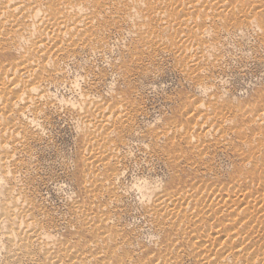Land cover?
Listing matches in <instances>:
<instances>
[{
    "label": "rangeland",
    "instance_id": "374dc122",
    "mask_svg": "<svg viewBox=\"0 0 264 264\" xmlns=\"http://www.w3.org/2000/svg\"><path fill=\"white\" fill-rule=\"evenodd\" d=\"M229 1L231 2L232 0H229ZM261 1H264V0H257L256 2H258V3H256V5L257 6L259 5V7L262 6L261 7L262 9L256 8L257 6L255 4H253V6H252V7H254L255 10L257 9V11H255L254 9L252 10V7L249 6V5H252L251 2H249L246 5L248 9L246 8V6H245L246 10L244 9V7H242L243 10L247 13V14L244 13L246 16L243 14L244 11L241 10L242 8L239 7V8H236L237 9L236 10L233 8L231 9V7L228 6L229 8H227V16L229 17V19H227L226 18L227 16L225 15L222 17V20L224 22L222 20H218V21L214 22L215 23V25H214V23H212L210 21L208 25L212 24L213 27L210 26L212 30L213 29L214 30L219 29L220 28L219 25H221V28H222L224 26H227L226 23L229 24L228 22H230V21H232L231 22L232 24H234L235 21H236V23L243 22V21H245L244 17H247V16L249 17V16L253 15L254 13L256 14V12H257V14L255 15V18L257 20L254 18V15L251 16L255 19L254 20V21H256L255 24H258V23L260 24L261 22L264 23V8H263L264 2H261ZM260 4H262V5H260ZM248 6L250 7V9L252 11H250ZM119 8L120 7L117 8L119 10V11L117 10V12L115 11V8L113 6L110 8L108 7L107 9L104 8L100 18L97 19V21L96 20L94 21L95 22L94 27L95 28L97 27L96 30L98 32H99V29L101 28L100 37H103V38L99 37V39H100V41H99L100 45H98L99 47L93 48V49L88 48V49H85V51H84L83 49H79V50L72 49L73 47L71 46L72 47L71 48L70 45L67 44L68 46L65 45L67 51H66V53H64L66 55L65 56L63 55V57H61V56L57 57L56 64H54V66L53 65L47 66L49 68V70L46 67V70L44 71V74H43L45 76H46V74L47 75L49 74L47 76V78H49V79L43 81L44 84L47 82L46 85L41 83L42 86L38 85L37 90H34V93L37 95H40L42 93L40 95L42 100H40V106H39L40 112L41 111L42 112L40 113L41 115H39L40 117L37 119L38 121L37 120L36 121L30 120V119H32V116H33L32 115L33 114L32 109H30V110L25 109V112L22 114L20 119L19 118H17L18 120L16 119V122L17 123L19 122V124H21V125L23 124L22 126L25 127V129L23 127V130L21 131L22 133H20V134H22V136H24L26 138V139L24 138V142L25 141L26 142L25 143L20 142L21 145H20V143H18L19 144L18 145L15 141L8 144L9 145L8 151L10 150L9 154L12 156H15V157H11V158L9 157L10 159L8 158V156H6L8 154H6L5 152H2L0 150V153L5 155L4 157L8 158L7 159L8 164H7L4 161L5 160L4 157L1 156V154H0V156L2 157V158L0 157V160L2 159V162L0 161L1 162L0 167L2 168V169H0V179H2V180H0V181L5 182V183L3 182L2 184L0 183V198H1L0 203H2V202L4 203L6 201V199L9 198L11 195L17 196L19 199L24 198L26 201L30 200L28 203H31L30 205L32 207H35V209L32 208L33 212H31V213H33V214L35 213V214L32 216V214L30 213V216L33 218V220L35 219L34 217H36L35 221L37 222V224L39 226L42 227V231H43L42 232V236H43L42 239L44 240L43 241L41 239V241H39V242L32 243L34 246L32 244H30L26 249V252L29 250L28 251V257L17 259L15 257H12L13 255L8 252V247H6V246H8V243L6 242L5 237L1 236L2 234H0V262L2 264H46L48 261L47 260L48 259V257H47L48 253H46V250L48 248H52L55 246V245H53L54 244L53 242L56 241L55 244L58 242L60 243V241L62 243L67 242V244L74 245V246L76 245V243L78 244L79 242H77V240H81V239L83 240L82 236L87 237V234L83 233V230H81L82 224L87 218L85 215L83 216V214L80 213L81 209L86 211L90 215H97V216L101 217L102 214H105V216L103 215L104 217L108 216L110 222L109 221L107 222V226L108 227L111 226V228H112L111 230L114 231L115 235H116L114 238L116 243L113 242L115 244V247H113V249H115L117 254H121L122 258L125 260V263H129L128 262V261H130L129 259H132V258H133L132 264L137 263V262L148 263V261H151L150 263H152V264H155L156 262L161 263L162 261L166 260L169 256L170 251L167 252L165 247H166V242H168L167 239L170 237L171 232L169 231V229H170L169 225H168L169 223L163 224L162 223V220H163L162 217H159V219H157L158 217L153 215L156 218L155 219L152 216V214L150 213L151 212L150 204H152V202H153L152 199H153L154 193H155V191H157V189L164 190L163 189L164 187L166 188V187H170L172 185L186 186L187 188H190L191 186L197 187V185L200 187H204V188L206 186V188L213 189L212 191H215V190L219 191L221 193V195H223V196H224V194H227L228 196L225 195L226 198H231L233 196L235 197V196H237V194L239 195V197L241 196L240 198H242V194L248 193L249 190L250 191L259 190L261 193H263V191H264V189H263L264 188V180H262V179H264V177H263V175H264V163H263L264 160L261 158H258V159L254 158L255 156H258L256 154H259L260 151H261L262 155L264 154V147H263V145H264V142H263L264 141V134L262 135V132L264 130V122H263L264 115H262L260 117V120L257 123L252 120L254 118V116L257 115V113H263V111H264V110H262V109H264V43H263L264 42V33L262 32L264 28L262 29V28L258 27L254 30V28L250 29L249 27H247V28L245 27L246 28L245 29L243 27V28H241L242 30H240L238 32L223 35L224 37L222 36V38H220V40L218 41L219 43L217 42L218 45H216L217 49H216L215 53H217V54H215L213 51L215 56L214 57H213V55L211 56L213 58V59L212 58L210 59L212 61V62L210 61L212 64H210L209 60L203 61L202 62L203 64L201 63L202 64L201 68L199 67L202 72L199 71L200 70L199 68H196L195 69L196 71L193 70V71H195L193 73V71L190 70L188 65H186V61L184 59L178 57V55L175 51V48H173V45H171V47L169 45L165 48H160L158 46L159 47L158 48L157 44H154L153 42L151 43L148 40L145 42L144 37L137 35V33H133L134 27L131 25L132 23H129L126 21L124 22V19L126 18L125 17L126 14H125V12H122L124 10H121ZM110 9H113V10H110ZM229 9H230V11H228ZM233 10L238 12V13H236V16H233V14H235L234 13L235 11H233ZM107 11H109V12H107ZM239 11H241V12L243 11L242 13L240 12L241 13L240 16H239ZM118 12H120V13H118ZM117 14H119L118 16L120 18L117 16ZM248 14H250V15H248ZM237 15H238V17H237ZM114 16H116L117 18ZM241 16L243 17V19H241ZM111 17L113 19H111ZM115 18L118 21L114 20ZM232 18L233 19L239 18L241 21L239 20L237 22L238 19L237 20L235 19V21H233ZM106 19L107 20L111 19V20L107 21ZM99 20H101V21H99ZM120 20H121V23H120ZM102 21L103 22L105 21V22L103 23ZM220 21L222 24L219 23ZM257 21H259V22L257 23ZM98 22L102 26L98 25ZM109 22H110V24H108ZM117 22H119V23H117ZM122 22L124 24H122ZM223 23H225V24H223ZM118 24H119V26H118ZM110 25H112V26H110ZM157 25L158 24L154 23L153 24L154 27L150 28L151 31H149V33L150 34H156L158 36L160 42H162V41L163 42L166 41L165 43H167L168 41L174 42V44H176V45H174V47H176V49H177L178 43L180 44V42L178 41L179 39L175 35H173L174 34L173 32H170V33L166 32L167 34L166 33H163V34L160 33V35H159L158 31H156V33H155L156 28L158 30ZM125 26H128L129 28L127 29ZM218 26H219V28H218ZM106 27L109 30H106L107 29ZM115 27H116V29H115ZM129 29L130 30L132 29V31H130ZM89 32L91 33V29L89 30ZM104 32H105V34H104ZM130 32H131V34H130ZM261 33L263 34V37H261L262 36ZM133 34H136L138 38L135 35L132 36ZM167 35L170 37H168ZM171 35H172V38H174V39L171 38ZM69 37H70L69 35H68V37L66 35V37H65L66 43H68V40H66V39H69ZM104 38L107 39V42L105 41ZM141 38H143L144 41ZM175 38H177L178 40ZM103 39L105 42L103 41ZM134 39L136 41L138 39V41H141V43L138 41L136 42ZM169 39H171V40H169ZM175 40L178 42H176ZM102 42H104L103 43L104 45L102 44ZM5 43H7V44H5ZM135 43H137V44H135ZM146 43H147V45H145ZM105 44H107V45H105ZM101 45H103V47H101ZM138 45H140V46H138ZM150 45H152L153 47H151ZM0 46H2V47L8 46L7 48H9V49L12 48L11 51L8 50L7 48H5V49H7L6 50L7 57L3 58V59H5V60H3V62L4 61L7 62L6 60L9 61L11 59L18 58L20 55H24V54L26 55V54H28V51H29V49L26 48V46H27L26 44H24L22 46L23 49L21 48V51L20 50H14L12 45L10 46L8 41L6 42V40L4 42L0 41ZM141 46L143 49L141 48V51H140ZM67 47L69 49H67ZM155 47L157 48V50ZM135 48L136 49L139 48V52L136 53ZM151 48H153V49H151ZM154 48H155V50H154ZM218 48H219V50H218ZM89 49L92 51H90ZM159 49H160V51H158ZM132 50H134V51H132ZM172 50H174V51H172ZM218 51H219V56H218ZM25 52H27V53H25ZM77 52H79V53H77ZM131 52H132V54H131ZM71 53L74 55H71ZM174 53H176V54H174ZM141 54H143V55H141ZM68 55H69V58H67ZM184 64L187 67L183 66ZM207 64H208V66H207ZM214 64L215 65L217 64V66H216L217 68H215ZM55 65L56 66L58 65L57 68ZM211 65H214V66H211ZM203 66L205 67L204 68L205 70L203 69L205 72L202 70ZM54 69L57 72H54L55 71ZM187 69H189L190 74L187 72L188 71ZM48 71H49V73H48ZM59 71H61V73ZM191 71H192V73H191ZM53 72L57 73V74L55 75ZM144 72H146V73H144ZM187 73L189 74L190 77L188 76ZM192 74H193V76H192ZM203 74H205V75H203ZM57 76H58V78H57ZM50 77H51V79H50ZM55 78L58 80V82H57V80H55ZM196 78H198L199 80L197 81ZM48 83H51V84H48ZM203 84L205 86H203ZM40 87L41 88L43 87V88L41 89ZM205 87H207L206 90H205ZM44 89L48 90V91H46L47 94H45L46 92L44 91ZM39 90H41V91L39 92ZM35 91H37V93ZM211 92H212V94L215 93L216 95L214 94L213 96H211L212 95ZM43 94H45L44 97L47 96V98L49 100L46 97H45V99H47V100H45L43 97ZM204 94H206V95H204ZM89 95H91V97ZM117 95H119V96H117ZM217 96L218 97L221 96V97L218 98ZM82 97L84 99H89V100L92 99L93 101L97 102L98 104L100 102V104L102 106L103 105L104 106L111 105L112 107L107 106L110 109H114L115 106L117 107V106L124 105L127 108L126 109L127 115H130V118L132 117L131 121L129 120L128 123L126 122L127 124H125V127L128 126L129 129L127 127L121 128V129L117 128L116 129L117 132H115V127L113 128V126H114L113 125L111 130H108V129H104V130L101 129L100 130L99 129V131L97 130L98 132L95 133L96 130L93 128V126L85 123L84 117L81 116L83 113L86 112V108H87V105L84 102V99H82ZM118 97L119 98L122 97V99H118ZM97 99L100 101H98ZM212 99H213V101H212ZM216 99L219 103L221 102V100H223L222 102H224V103L221 102V104L219 105L218 102L216 101ZM123 100H125V102H123ZM126 100L128 103L126 102ZM120 101H122V102H120ZM195 101L197 103H195ZM42 102H43V104H41ZM45 102L46 103L50 102V103L46 104ZM206 102L207 103L209 102L208 106H207ZM254 102H255V104H254ZM123 103H125V104H123ZM246 103H248V105ZM78 104H80V105H78ZM196 104L197 105L198 104H202V105L206 104V105H204L206 107L205 108L203 107L204 111H206V112L207 111L213 112L217 106V108H216L217 114L218 113L224 114V116H227L229 118L230 122H229L228 126H230V127H228V128L226 127L227 131L225 129V131L227 133H229V134H226L227 135L226 136L227 140H225L226 143L220 138H219L220 139L219 140L218 139L219 136H217V135L214 136L213 134H211V135H208L209 137L205 136V138H207V139L204 140L205 142L203 141V143H200L201 146L198 144V146H196V148H194L193 147L194 143H198L197 139L200 137L193 136L191 139H189L184 134V132L181 130H179L180 132H176V133H174V130L171 132V130H172V129H170L171 126H174L177 124L180 128L183 127L182 128V130H183L186 128L185 126L187 125V122H189V121L192 122V120H194V118H196V115L199 113H196V112L194 113V110H191L192 108L197 106ZM214 104H215V106H214ZM244 104H245V106H244ZM250 104H254V106L250 105ZM190 105H191V107H190ZM210 105H212L211 108L213 111H211ZM70 106H72V107H70ZM218 106H220V107H218ZM223 106H224V108H223ZM239 106L241 109H242V107H245V110H247V109L248 110L245 111L244 108H243V110H241V109L238 110ZM248 106H251V107H248ZM43 107H46V108H44V110H43ZM73 107H75V108L80 107L79 109L82 108L83 112H82V110L81 111L78 110V108L76 109L78 111L77 112L76 110H74ZM246 107H247V109H246ZM132 108H133V110H132ZM183 108H185V109L183 110ZM189 108H190V110H189ZM69 109H71V110L73 109V110L71 111ZM222 109H224L225 111ZM253 109H254V112H252ZM258 109L259 110L261 109L260 111H262V112H259ZM132 111H134V112H132ZM229 111H230V113L228 114ZM248 111L250 112V114ZM43 112L45 114H43ZM186 112L187 113L189 112V114H186ZM225 112H227V113H225ZM231 112H233V113H231ZM244 112L246 115L244 114ZM251 112L253 114H251ZM77 113L78 114L81 113V115L80 114L78 115ZM234 113H238L240 115H237V114L234 115ZM29 114H30L31 118H30V116H28ZM42 114H43V117H41ZM193 114L194 115L196 114V115L194 116ZM200 114H199V116H200ZM226 114H228V115H226ZM250 115H252L253 117H251ZM262 117H263V119H261ZM243 118H245V119H243ZM23 119H24V121H23ZM20 121L21 122L23 121V123H21ZM28 121L29 122L31 121L30 122L31 124ZM181 121L183 123H181ZM252 121H253V124H252ZM32 122L33 123L35 122L36 124L32 125ZM237 122H238V124H236ZM43 123H44V125H43ZM232 123H233V125H232ZM28 124H30V125L28 126ZM31 125H32V127H31ZM166 125H167V127H165ZM163 126L165 128H168V129H165ZM243 126H245V127H243ZM232 127L234 128V130L236 128L237 131L236 130H235L236 132L233 131ZM259 127H261V128H259ZM246 128H247V130H246ZM230 129H232V130L230 131ZM241 129H242V131H240ZM155 130H157V131H155ZM254 130H255V132H254ZM257 130L258 131L260 130L259 131L260 134ZM89 131H91V132H89ZM126 131H130V132L128 133ZM252 131H253V133H252ZM26 132L30 133V134L26 135ZM92 132H94V133H92ZM107 132L108 133L110 132L109 134L111 136ZM118 132H119V134L121 132H123L121 134H123V135L125 134V137L121 134L119 137V135H117ZM150 132L153 135L150 134ZM154 132L156 135L154 134ZM169 132H171V133L169 134ZM112 133H113V135H112ZM130 133H131V135H129ZM160 133H162V134L160 135ZM231 133H233V134H231ZM23 134H25V135H23ZM37 134H38V137H36ZM107 134H108V136H107ZM157 134L160 135L159 139L157 138L158 137ZM253 134H255V135H253ZM95 135H97V137L102 136L105 138L107 136V137H109V140L112 141V145H114V146H110V147H114V148H110V149H114V151H113L114 158H113V156H110L108 158V161L110 160V163L111 164L113 163L112 165L115 167V169H117L121 173V174L119 173L118 176L115 175V173H114L115 170H112L111 168H110L111 170L109 169L107 171L102 166L92 167L91 165L88 166L87 164L82 163L83 156L85 155V157H86L87 156L86 153L89 154V152H90V150L88 149L90 147H88V145H87L89 140H90V137L95 136ZM126 135L127 136L129 135L130 137L128 136L129 137L128 138V137H126ZM154 135L156 136L155 137L156 140L154 139ZM166 135H168V136H166ZM22 136L20 135L19 137H22ZM122 136L124 137V139ZM161 136H162V138H161ZM210 136L213 138H211ZM243 136H244V138H243ZM255 136L260 138V141H256V140L254 141L253 139L255 138ZM28 137H29V139L27 140ZM230 137H231V139H230ZM238 137H240V138H238ZM31 138L32 139L35 138V139H33L34 141ZM117 138H118V140H115ZM125 138H126V140H125ZM175 138H176V140H175ZM178 138H180V139H178ZM152 139H153V141H152ZM187 139H188V142H187ZM248 139L249 140L252 139L251 141L252 142L254 141V142L251 143V141H248ZM261 139H263V140H261ZM121 140L125 143L123 144V142ZM164 140L166 141V143ZM190 140H191V142H189ZM211 140L213 143L211 142ZM230 140H231V142H230ZM244 140L245 141L247 140V142L251 143L250 148H249V146H247V144H245L246 142H244ZM114 141H116V142H114ZM207 141L209 142V144L207 143ZM219 141H220V144H218ZM221 141H223V142L221 143ZM117 143H118V145H117ZM187 143H189V147L187 146L188 145ZM259 143H261V144H259ZM183 144H185V146ZM205 144H207V145H205ZM211 144H213V145H211ZM214 144H216V145H214ZM228 144L230 146H228ZM253 144L255 146H252ZM13 145L15 147H13ZM22 145H24V147L25 146L26 147L24 148ZM203 145H204V148H203ZM231 145H232V148H231ZM259 145H261L263 148ZM10 146H11V148L9 149ZM123 146H125V148ZM211 146L213 147V149H211L212 148ZM237 146H238V148H237ZM254 147L257 150H259V153ZM215 148L218 150L216 151ZM246 148L247 149L249 148V149L247 150ZM253 148H254V150H253ZM12 149H15V150H12ZM239 149H242L243 151H241ZM185 150H186L188 155L185 153ZM191 150H193V151H191ZM200 150H201V152H200ZM174 151H177V154ZM178 151L181 154H179ZM182 151L185 154V156H184V154H182ZM164 152L166 154H164ZM202 152H203V156L206 158L202 157ZM239 152H241V153H239ZM250 152L251 153L253 152L252 154L254 157L252 156V154ZM15 153H16V155H15ZM22 153H24V154H22ZM118 153H120V155ZM193 153H195V154L192 155ZM166 155H167V157H166ZM180 155L181 156L183 155V156L180 157ZM249 156L250 157L252 156L254 161L249 162L248 161V159L250 158ZM168 157L171 160H169ZM179 157H180V159H179ZM12 158L13 159L16 158V159L13 161ZM118 158H119V161H117ZM202 158H203V160H202ZM18 159H19V161H17ZM165 159H167V160H165ZM246 159L248 162L245 161ZM259 159L261 160V162ZM197 160H199V161H197ZM239 160L241 163L239 162ZM257 160H259V161H257ZM15 161H17L16 164H15ZM195 161H197L196 166L193 165V164H195ZM3 162H5L4 165L5 164L8 165L7 168L9 167V163H10V165H11L10 167H12L13 170L10 167L8 169H6L7 171L3 170L4 169L2 167V166H4ZM116 162H118V163H116ZM190 162H192V163H190ZM244 162H246L247 164ZM254 162L256 164L258 163L257 164L258 166L255 165ZM13 163H14V165H12ZM237 163L240 165H238ZM25 165H26V168H25ZM86 165H87V167H86ZM244 165L246 167L247 166L248 167L246 168V167H244ZM262 165H263V167H262ZM189 166H192V167L194 166V167L189 168ZM255 166H257V167H255ZM15 167H16V169H15ZM102 168H103V170H102ZM199 168H201V169H199ZM205 168H207V170ZM212 168H213V170H212ZM245 168H246V170H245ZM94 170H96V172ZM209 170H211V171H209ZM258 170H259V172H257ZM10 171H12V172H10ZM213 171H214V173H213ZM242 171L244 173H242ZM4 172H5V174L6 173L7 174L5 175ZM83 172L86 174H84ZM89 172H92V173H89ZM99 172L101 174H103V172H104V174H107V175L103 174V176H102ZM97 173H98V175H97ZM93 174H95V175L93 176ZM109 174H111V175H109ZM205 174L207 176H209V178ZM236 174H238V175L236 176ZM258 174H259V178H257ZM96 175L99 178L106 181L105 182L106 188L104 187L106 190L104 189L103 193H102V194L105 193L104 195H102L100 193L101 191H99V193H98V194H100L99 196H97L98 195L97 193L94 196L93 195L94 192L93 191L91 192L92 185H90V183H91V180H93ZM213 175L215 177H213ZM239 175L241 176L239 178L241 181L238 180V178H237V177H239ZM216 176H217V178H216ZM115 177H116V179H115ZM83 178L87 179V180H84ZM109 178H111V179H109ZM251 178H252V180H251ZM212 179H215V180H212ZM235 179H236V182H234ZM201 181H202V183H200ZM251 181H253V182H251ZM262 181H263V185H262ZM207 182H209V183H207ZM259 182H260V184H259ZM111 183H112V186H111ZM230 183H231V185H230ZM241 183H243V184H241ZM108 184H110V185H108ZM233 184H234V186H232ZM2 185H4L5 187ZM87 185H89V186H87ZM255 185H257V186H255ZM261 186H262V188H261L262 190L260 189ZM9 187H11V188H9ZM85 187H86V190H85ZM107 187H109V188H107ZM239 187H240V189L242 188L243 191L238 192ZM250 187H251V189H250ZM8 188L10 189L9 191L7 190ZM115 188L117 191H114ZM4 189H6L7 192H5L6 191L5 190L4 194H3ZM97 189H99V187H97L95 190H97ZM107 189H108V192H106ZM151 189H152V191H151ZM148 190H149V192H148ZM153 190H154V192H153ZM225 190L226 191L228 190V191L226 192ZM18 191H20V192H18ZM151 192L153 195L151 194ZM234 192L235 193L237 192V193L235 194ZM8 195H10V196H8ZM150 195H152V197ZM108 196H111V197L109 198ZM149 196L151 197L150 199H148ZM4 198H6V199H4ZM30 198H33V199H30ZM95 198H97V200ZM105 198H107V199H105ZM115 198H117L116 199L117 201L115 200ZM24 199H22V200H24ZM149 200H150V202H148ZM252 200H254V199H252ZM75 202L77 205L74 204ZM146 202L148 205L145 204ZM255 202L256 201H251V203H255ZM259 204L261 205V203H258L257 205H259ZM1 205H3V204H0V208H1L0 211H2ZM77 206H78V209L75 210V208H77ZM101 207H102V209H101ZM98 208H100V209H98ZM103 208H106V210ZM222 209H224V208H222ZM39 211H41V212H39ZM108 211H110L109 214L111 213L112 215L107 214ZM148 211H150V212L148 213ZM38 212H39V214H38ZM77 212H79L78 215H77ZM94 212H95V214H94ZM109 216H111V217L113 216V217L111 218ZM79 217H80V220H79ZM155 220H157V221L159 220V221L157 222ZM78 222H79V224H78ZM154 222L156 224H154ZM162 224H163V226L165 225L163 229H162ZM73 225H76L78 227L73 226ZM158 225H160L161 228ZM118 226H120V227H118ZM157 226H158V228L155 229V227H157ZM245 226H246V223H244V225L241 228L247 229L248 227L246 226V228H245ZM263 226H264V222H261V224L259 226L257 225V228L255 229V232H253V233H255V235L258 233L256 236L257 237L259 236L258 238H262V241L264 243V231H263L264 228H263ZM225 228L229 230L228 224L225 226ZM78 229H79V231H81V233L78 231ZM220 229H223V227H220ZM226 229H224L225 233L228 231ZM256 230H257V232H256ZM119 231H120V233H119ZM213 231H214V229H213ZM157 234H159V235H157ZM79 236L81 239L79 238ZM124 236H125V238H124ZM71 238H72V240H71ZM46 239H49L51 241L48 242V240H46ZM65 239H67V240H65ZM121 239H122V241H121ZM172 239H173V242H172L173 245H175V244L176 245L171 249V251L175 255L176 250H178L177 254L178 253L179 254L176 255L175 257L169 256L168 259H170L172 261H173V259L174 260L176 259L177 261L176 260L173 261V263H176V264H179V263L181 264L182 261H183L182 264H200L199 256H198V258L194 257V255H192V253H191L192 250H190L191 249L190 244H191V242H193V240L190 242H185V241L180 242L178 240L176 241L174 239V236H172ZM73 240H75V241H73ZM174 241H176V242H174ZM262 241L259 242V239H256V244L253 245L255 247L252 246L250 248L251 250L245 249L244 252L246 251V252L255 253V250H258V247L261 248V250H264L263 249L264 245H263ZM135 243H136V245H134ZM118 244H120L122 247L119 246ZM125 244H128V245H125ZM162 244H163V246H162ZM177 246H178V248H177ZM162 247H164V248H162ZM116 248H118V249L120 248V250H122V251H119ZM253 249H255V250H253ZM41 250H42V252H41ZM165 251H166V253H165ZM188 251H189V254H188ZM29 252H30V254H29ZM137 253L138 254L140 253V254L138 255ZM182 253L183 254L185 253L186 256H184L185 254L183 255ZM128 254H129V257H128ZM149 254H150V256L151 255L152 256L150 257ZM153 254H154V256H153ZM158 256L159 257L162 256L161 258H163V259H160V260L157 259ZM32 257H33V259H31V261H30L29 258H32ZM137 257H138V259H137ZM184 257H185V259H184ZM190 257L193 260H191ZM14 258L16 259V261ZM22 259L25 262H23ZM144 259H146V260L144 261ZM228 259H229V261H228ZM17 260H18V262H17ZM126 260H127V262H126ZM226 260H227V262L226 261L225 262L228 264H231L233 262V259H231L229 257ZM263 260H264V258H263ZM263 260H261L262 263L260 261V264H264ZM31 262H34V263H31Z\"/></svg>",
    "mask_w": 264,
    "mask_h": 264
},
{
    "label": "bare ground",
    "instance_id": "6f19581e",
    "mask_svg": "<svg viewBox=\"0 0 264 264\" xmlns=\"http://www.w3.org/2000/svg\"><path fill=\"white\" fill-rule=\"evenodd\" d=\"M257 0H232L231 2L229 0H0V41H8L9 45L13 47L14 50H20L21 48L23 49V45L26 44V48L29 49L28 54H24V55H20L18 58L15 59H11V60H6L7 62H3V58L7 57L6 54V50H10L7 47H2L0 46V150L2 152H5L6 156H8V158L10 157H15L9 154L10 150L8 151V144H10L11 142H16L17 144L20 142H24V136H22L21 131L23 130V127L21 124H19V122H16V119L22 116V114L25 112V109H32L33 110V116H32V121H36L41 115L40 113V100H42L41 98V94L37 95L34 93V90H37L38 85L42 86L41 83L44 84L43 81L49 79L47 78V75H43L44 71L46 70V67L48 65H53L56 64V59L57 57H63V55L65 56L66 54V46L70 45V47L72 49L75 50H79V49H83L85 51V49L88 48H97L99 47L98 45H100V30L99 32L96 30L97 27H94V21L100 18L104 8H110V7H114L115 11L117 12V8L120 7L119 9L124 10L122 12H125L126 14V18L124 19V22H129L132 23L131 25L134 27L133 29V33H137V35H140L141 37L145 38V42L148 40L151 43L153 42L154 44H157V47L159 46L160 48H165L167 46L173 45V48H175V51L178 55V57L184 59L186 61V65H188V67L190 68V70H195L196 68H201V65L203 64V61H207L209 60V62L211 61L210 59L212 58L211 56L213 55V57L215 56L214 53L216 51V45H218V41L220 40V38H222L223 35L225 34H230V33H234V32H238L240 30H242L241 28H247L249 27L250 29L254 28V30L258 27L260 28H264V23L261 22L260 24L258 23L259 21H257L258 24H255L256 21H254L255 15L254 13V18L251 16H247L244 17L243 22H238L240 19L239 18H235L237 20L238 23H236L235 19H233V21H235L234 24H232L230 22H228L229 24L220 28L218 26L219 29H211L210 26L208 25L209 22L211 21L212 23L218 21V20H222L223 16H227V8L231 7V9H236V8H242L251 2L252 5L249 6H253V4L256 5ZM264 2V1H261ZM262 5V4H260ZM229 6V7H228ZM248 6V7H249ZM257 6V5H256ZM255 6V7H256ZM264 6V4H263ZM104 7V8H103ZM262 6L259 7V5L256 8H261ZM247 8V6H246ZM264 8V7H263ZM248 9V8H247ZM250 9V7H249ZM254 9V7H252V10ZM262 9V8H261ZM113 10V9H110ZM120 10V11H121ZM237 10V9H236ZM239 10V9H238ZM243 10V8L241 9ZM246 10V9H245ZM250 9V11H252ZM255 10V9H254ZM119 11V10H118ZM230 11V9L228 10ZM235 11V10H233ZM244 11V10H243ZM242 11V12H243ZM249 11V10H248ZM257 11V9L255 10ZM254 11V12H255ZM109 12V11H107ZM241 11H239V16ZM105 13V12H104ZM103 13V14H104ZM114 13V12H113ZM120 13V12H118ZM231 13V12H230ZM235 14H233V16H236V13L238 12H234ZM247 14L245 11L243 12V14ZM249 13V12H248ZM229 14V13H228ZM242 14V15H243ZM244 14V15H245ZM119 14H117L118 16ZM250 15V14H248ZM104 16V15H103ZM113 16V15H112ZM246 16V15H245ZM116 17V16H114ZM119 17V16H118ZM232 17V16H231ZM230 17V18H231ZM238 17V15H237ZM257 17V16H256ZM117 18V17H116ZM114 20H117V19ZM120 18V17H119ZM118 18V19H119ZM227 19H229V17H226ZM225 18V19H226ZM258 18V17H257ZM111 19H113L111 17ZM109 19V20H111ZM122 19V18H121ZM224 19V18H223ZM241 19H243V17L241 16ZM107 20V19H106ZM105 20V21H106ZM107 20V21H109ZM257 20V19H256ZM101 21V20H99ZM104 21V22H105ZM118 21V20H117ZM223 21V20H222ZM227 21V20H226ZM241 21V20H240ZM262 21V20H261ZM103 22V21H102ZM103 22V23H104ZM112 22V21H111ZM115 22V21H114ZM224 22V21H223ZM97 23V22H96ZM119 23V22H117ZM121 23V20H120ZM156 23L158 24V30L156 28V31H158L159 35L160 33H166V32H173L177 38L180 44L178 43L177 49L176 47H174V42H160L158 36L156 34H150L149 31H151V27H154L153 24ZM220 24L221 21L219 22ZM223 23V24H225ZM106 24V23H105ZM110 24V22L108 23ZM122 24H124L122 22ZM128 24V23H127ZM98 25L99 24L98 22ZM215 25V23H214ZM102 26V25H101ZM112 26V25H110ZM119 26V24H118ZM223 26V25H222ZM105 27V26H104ZM103 27V28H104ZM127 29L129 28L128 26H125ZM213 27V26H212ZM215 27V26H214ZM107 28V27H106ZM114 28V27H113ZM123 28V27H122ZM217 28V27H216ZM245 28V29H246ZM91 29V33L89 32V30ZM111 29V28H110ZM116 29V27H115ZM150 29V30H149ZM154 29V28H153ZM106 30H109L108 28ZM130 30V29H129ZM132 31V29L130 30ZM260 31V30H259ZM93 32V33H92ZM103 32V31H102ZM264 33V29L262 31ZM105 34V32H104ZM103 34V35H104ZM131 34V32H130ZM167 34V33H166ZM236 34V33H235ZM262 34V33H261ZM68 37V35L70 36L68 40V43H66L65 41V37ZM102 35V36H103ZM136 36V34H133L132 36ZM165 35V34H164ZM170 35V34H169ZM168 36V35H167ZM261 36V35H260ZM170 37V36H168ZM174 37V36H173ZM224 37V36H223ZM263 37V34L262 36ZM103 38V37H100ZM107 38V37H106ZM134 38V37H133ZM138 38V37H137ZM172 38V35H171ZM105 39V38H104ZM103 39V41H104ZM143 40V38H141ZM166 39V38H165ZM174 39V38H172ZM102 40V39H101ZM135 40V39H134ZM171 40V39H169ZM105 41L107 42V39H105ZM104 41V42H105ZM136 41V40H135ZM134 41V42H135ZM138 41V39H137ZM136 41V42H137ZM144 41V40H143ZM174 41V40H173ZM176 41V40H175ZM176 41V42H178ZM102 42V44L104 43ZM141 43V41H138ZM149 42V43H150ZM218 42V43H217ZM70 43V44H69ZM222 43V42H221ZM264 43V42H263ZM7 44V43H5ZM68 44V45H67ZM108 44V43H107ZM105 44V45H107ZM137 44V43H135ZM144 44V43H143ZM104 45V44H103ZM103 45H101V47H103ZM147 45V43L145 44ZM153 45V44H152ZM152 45H150L151 47H153ZM140 46V45H138ZM149 46V45H148ZM223 46V45H222ZM106 47V46H105ZM136 47V46H135ZM158 47V48H159ZM220 47V46H219ZM7 48V49H5ZM142 46L140 47V51H141ZM148 48V47H147ZM146 48V49H147ZM156 48V47H155ZM154 48V50H155ZM169 48V47H168ZM67 49H69L67 47ZM101 49V48H100ZM136 49V48H135ZM134 49V50H135ZM143 49V48H142ZM153 49V48H151ZM167 49V48H166ZM90 50V49H89ZM103 50V49H102ZM105 50V49H104ZM132 50V51H134ZM138 50V51H137ZM157 50V48H156ZM169 50V49H168ZM219 50V48H218ZM222 50V49H221ZM70 51V50H69ZM87 51V50H86ZM92 51V50H90ZM160 51V49L158 50ZM165 51V50H164ZM174 51V50H172ZM171 51V52H172ZM214 51V53H213ZM18 52V51H17ZM72 52V51H71ZM76 52V51H75ZM139 52V48L136 49V53ZM151 52V51H150ZM166 52V51H165ZM169 52V51H168ZM27 53V52H25ZM69 53V52H68ZM67 53V54H68ZM79 53V52H77ZM174 53V54H176ZM223 53V52H222ZM76 54V53H75ZM132 54V52H131ZM145 54V53H144ZM217 54V53H215ZM19 55V54H18ZM71 55H74L71 53ZM143 55V54H141ZM140 55V56H141ZM148 55V54H147ZM218 56H219V51H218ZM67 57V56H66ZM217 57V56H216ZM65 58V57H64ZM69 58V55L68 57ZM141 58V57H140ZM174 58V57H173ZM59 59V58H58ZM175 59V58H174ZM213 59V58H212ZM215 59V58H214ZM219 59V58H218ZM70 60V59H69ZM138 60V59H137ZM140 60V59H139ZM179 60V59H178ZM215 61V60H214ZM212 62V61H211ZM210 62V64H212ZM216 62V61H215ZM58 63V62H57ZM202 63V64H201ZM214 63V62H213ZM185 64L183 66H186ZM205 65V64H204ZM215 65V64H214ZM211 65V66H214ZM56 66V65H55ZM58 66V65H57ZM56 66V68H57ZM208 66V64H207ZM217 64L215 65V68ZM50 67V66H49ZM52 67V66H51ZM62 67V66H61ZM187 67V66H186ZM48 68V67H47ZM55 68V69H56ZM199 68V69H200ZM205 67L203 66L202 70ZM214 68V69H215ZM52 69V68H51ZM54 69V70H55ZM61 69V68H60ZM198 69V70H199ZM211 69V68H210ZM209 69V70H210ZM49 70V68H48ZM59 70V69H58ZM184 70V69H183ZM188 73H189V69H187ZM205 70V69H204ZM203 70V71H204ZM53 71V70H52ZM51 71V72H52ZM191 71V73H192ZM196 71V70H195ZM193 71V73L195 72ZM201 71V69L199 70ZM54 72H57L56 70ZM53 72V73H54ZM61 73V71H59ZM58 72V73H59ZM63 72V71H62ZM202 72V71H201ZM205 72V71H204ZM208 72V71H207ZM206 72V73H207ZM49 73V71H48ZM141 73V72H140ZM143 73V72H142ZM146 73V72H144ZM184 73V72H183ZM187 73V74H188ZM197 73V72H196ZM195 73V74H196ZM199 73V72H198ZM209 73V72H208ZM55 75L57 73H54ZM53 74V75H54ZM185 74V73H184ZM190 74V73H189ZM188 74V76H189ZM202 74V73H201ZM51 75V74H50ZM62 75V74H61ZM123 75V74H122ZM146 75V74H145ZM205 75V74H203ZM193 76V74H192ZM52 77V76H51ZM50 77V79H51ZM60 77V76H59ZM190 77V76H189ZM203 77V76H202ZM201 77V78H202ZM205 77V76H204ZM58 78V76H57ZM193 78V77H192ZM54 80V79H53ZM55 80H57L55 78ZM86 80V79H85ZM196 80L198 81L199 79L196 78ZM196 81V82H197ZM50 82V81H49ZM56 82V81H55ZM58 82V80H57ZM200 82V81H199ZM47 83V82H46ZM46 83L44 85H46ZM202 83V82H201ZM51 84V83H48ZM55 86V85H54ZM203 86H205L203 84ZM210 87V86H209ZM41 88V87H40ZM39 88V89H40ZM43 88V87H42ZM41 88V89H42ZM216 88V87H215ZM207 89V87H205V90ZM204 90V89H203ZM41 90H39L40 92ZM44 91H48L45 90ZM51 91V90H50ZM37 93V91H35ZM43 92V91H42ZM206 92V91H205ZM50 93V92H49ZM47 94V92L45 93ZM43 94V97L44 95ZM212 94V92H211ZM215 94V93H214ZM214 94H212L211 96H213ZM221 94V93H220ZM206 95V94H204ZM216 95V94H215ZM82 96V95H81ZM91 97V95H89ZM112 96V95H111ZM110 96V97H111ZM119 96V95H117ZM219 96V95H218ZM217 96V97H218ZM47 98V96H45ZM44 97V99H45ZM84 97V96H83ZM82 97V99H84ZM89 97V98H90ZM216 97V96H215ZM221 97V96H220ZM218 97V98H220ZM50 98V97H49ZM81 98V97H80ZM93 98V97H92ZM210 98V97H209ZM214 98V97H213ZM217 98V99H218ZM48 99V98H47ZM45 99V100H47ZM55 99V98H54ZM96 99V98H95ZM118 99H122L118 97ZM189 99V98H188ZM215 99V98H214ZM216 99V101H217ZM44 100V101H45ZM49 100V99H48ZM52 100V99H51ZM64 100V99H63ZM98 100V99H97ZM219 100V99H218ZM226 100V99H225ZM54 101V100H53ZM71 101V100H70ZM100 101V100H98ZM191 101V100H190ZM193 101V100H192ZM213 101V99H212ZM211 101V102H212ZM215 101V102H216ZM223 100H221L222 102ZM73 102V101H72ZM84 102L87 105L86 108V112L83 113L81 115V113H79L82 117H84V121L85 123H87L88 125H92L93 128L96 130V132L99 131V129H108L111 130L112 126L113 128L115 127V132L117 128H128V126L125 127V124L128 123V121H131L130 115H127V111H126V107L124 105L121 106H115L114 109H110L108 108L111 105H107V106H102L99 102V104L95 101H93L92 99H84ZM119 102V101H118ZM122 102V101H120ZM123 102H125V100H123ZM127 102V100H126ZM218 102V101H217ZM221 102L218 104L220 105ZM46 103V102H45ZM50 103V102H49ZM46 103V104H49ZM128 103V102H127ZM195 103H197L195 101ZM199 103V102H198ZM207 103V102H206ZM209 103V102H208ZM207 103V106L209 105ZM224 103V102H222ZM251 103V102H250ZM43 104V102L41 103ZM73 104V103H72ZM108 104V103H107ZM110 104V103H109ZM125 104V103H123ZM186 104V103H185ZM212 104V103H211ZM248 105V103H246ZM255 104V102H254ZM254 104H250L253 105ZM80 105V104H78ZM117 105V104H116ZM120 105V104H119ZM197 105V104H196ZM206 104H198L197 106H195L194 108H192L191 110H194V113H201L200 116L199 114H195L196 118H194V120H192V122H187V125L185 126L186 128L182 130V128H180L177 124L174 126H171L170 129L171 132L174 130V133L176 132H180L179 130L183 131L184 134L187 136V138L191 139L193 136H198L200 138L197 139L198 143H194L193 147L196 148V146H198V144L200 145V143H203V141L207 138H205V136L211 135L213 134L214 136L217 135L219 136L218 139H222L224 142L226 139V134L227 133V128L230 127L229 125V118L227 116H224V114H217V106L214 109V111L211 108V111L213 112H206L204 111V108L206 106H204ZM227 105V104H226ZM231 105V104H230ZM239 105V104H238ZM45 106V105H44ZM48 106V105H47ZM74 106V105H73ZM84 106V105H83ZM132 106V105H131ZM215 106V104H214ZM245 106V104H244ZM42 107V106H41ZM72 107V106H70ZM76 107V106H75ZM74 108V110H76L77 108ZM112 107V106H111ZM133 107V106H132ZM135 107V106H134ZM186 107V106H185ZM191 107V105H190ZM204 107V108H203ZM220 107V106H218ZM230 107V106H229ZM228 107V108H229ZM233 107V106H232ZM251 107V106H248ZM46 107H43V110ZM49 108V107H48ZM80 108V107H79ZM78 110H82L79 109ZM209 108V109H210ZM224 108V106H223ZM238 108V107H237ZM236 108V109H237ZM245 110V107H242L241 110ZM42 109V108H41ZM131 109V108H130ZM185 108H183L184 110ZM227 109V108H226ZM247 109V107H246ZM255 109V108H254ZM254 109L252 112H254ZM71 110V109H69ZM73 110V109H72ZM71 110V111H72ZM133 110V108H132ZM190 110V108H189ZM221 110V109H220ZM224 110V109H222ZM235 110V109H234ZM240 110V111H241ZM248 110V109H247ZM245 110V111H247ZM259 110V109H258ZM261 110V109H260ZM259 112H262L260 111ZM264 110V109H262ZM77 111V110H76ZM129 111V110H128ZM225 111V110H224ZM231 111V110H230ZM230 111L228 112V114L230 113ZM69 112V111H68ZM78 112V111H77ZM83 112V110H82ZM134 112V111H132ZM136 112V111H135ZM222 112V111H221ZM243 112V111H242ZM241 112V113H242ZM249 112V111H248ZM247 112V113H248ZM251 112V114H253ZM49 113V112H48ZM73 113V112H72ZM227 113V112H225ZM233 113V112H231ZM43 114H45L43 112ZM43 114L41 117H43ZM78 114V113H77ZM78 114V115H79ZM129 114V113H128ZM186 114H189V112ZM226 114V115H228ZM240 115L238 113H234V115ZM245 114V112H244ZM250 114V112H249ZM50 115V114H49ZM194 115V114H193ZM194 115V116H195ZM246 115V114H245ZM255 115V114H254ZM264 115V111L263 113H257V115L254 116V118L252 119L254 122H258L260 120V117ZM25 116V115H24ZM30 116V114L28 115ZM27 116V117H28ZM75 116V115H74ZM129 116V117H128ZM188 116V115H187ZM244 116V115H243ZM251 117H253L252 115H250ZM31 118V116H30ZM231 118V117H230ZM46 119V118H45ZM245 119V118H243ZM242 119V120H243ZM263 119V117L261 118ZM18 120V119H17ZM78 120V119H77ZM24 121V119H23ZM23 121L21 123H23ZM38 121V120H37ZM252 121V124H253ZM29 122V121H28ZM31 122V121H30ZM29 122V123H30ZM127 122V123H126ZM233 122V121H232ZM261 122V121H260ZM264 122V119H263ZM41 123V122H40ZM82 123V122H81ZM130 123V122H129ZM181 123H183L181 121ZM180 123V124H181ZM31 124V123H30ZM28 124V126L30 125ZM36 124L35 122H32V125ZM38 124V123H37ZM164 124V123H163ZM179 124V125H180ZM238 124V122L236 123ZM245 124V123H244ZM25 125V124H24ZM27 125V124H26ZM31 125V127H32ZM44 125V123H43ZM84 125V124H83ZM168 125V124H167ZM167 125L165 127H167ZM172 125V124H171ZM233 125V123H232ZM255 125V124H254ZM40 126V125H39ZM85 126V125H84ZM249 126V125H248ZM260 126V125H259ZM89 127V126H88ZM91 127V126H90ZM157 127V126H156ZM164 127V126H163ZM164 127V128H165ZM227 127V128H226ZM242 127V126H241ZM245 127V126H243ZM27 128V127H26ZM92 128V127H91ZM163 128V129H164ZM233 128V127H232ZM261 128V127H259ZM25 129V127H24ZM33 129V128H32ZM80 129V128H79ZM87 129V128H86ZM129 129V128H128ZM150 129V128H149ZM159 129V128H158ZM157 129V130H158ZM168 129V128H165ZM226 129V131H225ZM239 129V128H238ZM28 130V129H27ZM81 130V129H80ZM90 130V129H89ZM98 130V131H97ZM127 130V129H126ZM155 130V131H157ZM229 130V129H228ZM232 129H230L231 131ZM236 130V128H235ZM233 128V131H235ZM247 130V128H246ZM245 130V131H246ZM38 131V130H37ZM113 131V130H112ZM123 131V130H122ZM125 131V130H124ZM131 131V130H130ZM130 131H126V132H130ZM167 131V130H166ZM237 131V130H236ZM235 131V132H236ZM242 131V129L240 130ZM239 131V132H240ZM258 131V130H257ZM260 131V130H259ZM258 131V132H259ZM33 132V131H32ZM91 132V131H89ZM104 132V131H103ZM153 132V131H152ZM169 132V134L171 133ZM229 132V131H228ZM248 132V131H247ZM255 132V130H254ZM257 132V133H258ZM262 132V131H261ZM34 133V132H33ZM94 133V132H92ZM108 133V132H107ZM110 133V132H109ZM108 133V134H109ZM114 133V132H113ZM112 133V135H113ZM123 133V132H121ZM120 133V134H121ZM163 133V132H162ZM160 133V135L162 134ZM234 133V132H233ZM231 133V134H233ZM238 133V132H237ZM241 133V132H240ZM253 133V131H252ZM30 134L26 132V135ZM84 134V133H83ZM87 134V133H86ZM91 134V133H90ZM107 134V136H108ZM116 134V133H115ZM114 134V135H115ZM120 134L118 132L117 135ZM150 134H152L150 132ZM155 134V132H154ZM167 134V133H166ZM168 134V135H169ZM183 134V135H184ZM236 134V133H235ZM260 134V132H259ZM264 134V130L262 132V135ZM22 137H19V136ZM25 135V134H23ZM103 135V134H102ZM110 135V134H109ZM123 135V134H121ZM131 135V133L129 134ZM128 135V136H129ZM153 135V134H152ZM156 135V134H155ZM154 135V139L156 140V136ZM158 135V134H157ZM158 135V139L159 136ZM166 135V136H168ZM255 135V134H253ZM79 136V135H78ZM87 136V135H86ZM90 136V135H89ZM88 136V137H89ZM102 137L99 136L97 137V135L95 136H91L90 140L88 142V148L90 150L89 154L86 153V157L85 155L83 156V160L82 163L87 164L88 166L91 165L92 167H98V166H102L104 167L107 171L111 168L112 170H115L114 173L115 175H119V171L117 169H115V167L110 163V160L108 161V158L110 156H113V151L114 149H110V148H114V147H110V146H114L112 145V141L109 140V137ZM111 136V135H110ZM125 137V134L123 135ZM122 136V137H123ZM126 135V137H128ZM163 136V135H162ZM161 136V138H162ZM182 136V135H181ZM216 136V137H217ZM259 136V135H258ZM27 137V136H26ZM35 137V136H34ZM36 137H38V134L36 135ZM123 137V139H124ZM130 137V136H129ZM128 137V138H129ZM132 137V136H131ZM177 137V136H176ZM209 137V136H208ZM211 137V136H210ZM85 138V137H84ZM111 138V137H110ZM115 138V137H114ZM195 138V137H194ZM213 138V137H211ZM240 138V137H238ZM244 138V136H243ZM242 138V139H243ZM251 138V137H250ZM254 138V137H253ZM26 139V138H25ZM29 139V137L27 138V140ZM32 139V138H31ZM30 139V140H31ZM35 139V138H33ZM32 139V140H33ZM121 139V138H120ZM119 139V140H120ZM122 139V140H123ZM157 139V140H158ZM180 139V138H178ZM202 139V140H201ZM219 139V140H220ZM231 139V137H230ZM247 139V138H246ZM115 140H118L115 139ZM121 140V141H122ZM126 140V138H125ZM173 140V139H172ZM176 140V138H175ZM252 140V139H251ZM248 139V141H251ZM254 141H260V138L256 137L253 139ZM263 140V139H261ZM34 141V140H33ZM87 141V140H86ZM124 141V140H123ZM122 141V142H123ZM153 141V139H152ZM165 141V140H164ZM174 141V140H173ZM210 141V140H209ZM214 141V140H213ZM221 141V143L223 142ZM242 141V140H241ZM240 141V142H241ZM253 141V142H254ZM26 142V141H25ZM24 142V143H25ZM30 142V141H29ZM28 142V143H29ZM116 142V141H114ZM121 142V143H122ZM157 142V141H156ZM181 142V141H180ZM188 142V139H187ZM191 142V140L189 141ZM195 142V141H194ZM205 142V141H204ZM212 142V140H211ZM228 142V141H227ZM231 142V140H230ZM229 142V143H230ZM244 142H246L245 144H247V146H249V148L251 147V143H253L251 141L247 142V140ZM264 142V141H263ZM84 143V142H83ZM120 143V144H121ZM125 142H123L124 144ZM143 143V142H142ZM166 143V141H165ZM173 143V142H172ZM179 143V142H178ZM182 143V142H181ZM207 143L209 144V142L207 141ZM213 143V142H212ZM226 143V142H225ZM16 144V145H17ZM23 144V143H22ZM85 144V145H86ZM128 144V143H127ZM126 144V145H127ZM188 147H189V143H187ZM220 144V141L219 143ZM224 144V143H223ZM235 144V143H234ZM238 144V143H237ZM261 144V143H259ZM263 144V143H262ZM12 145V144H11ZM19 145V144H18ZM21 145V143H20ZM26 145V144H25ZM28 145V144H27ZM75 145V144H74ZM84 145V146H85ZM118 145V143H117ZM122 145V144H121ZM185 146V144H183ZM191 145V144H190ZM207 145V144H205ZM213 145V144H211ZM216 145V144H214ZM222 145V144H221ZM24 147V145H22ZM179 146V145H178ZM181 146V145H180ZM201 146V145H200ZM228 146H230L228 144ZM246 146V145H245ZM246 146V147H247ZM252 146H255L254 144ZM261 146V145H259ZM13 147H15L13 145ZM26 147V146H25ZM24 147V148H25ZM116 147V146H115ZM125 148V146H123ZM208 147V146H207ZM212 147V146H211ZM220 147V146H219ZM244 147V146H243ZM262 147V146H261ZM264 147V145H263ZM262 147V148H263ZM11 148V146L9 147V149ZM17 148V147H16ZM21 148V147H20ZM200 148V147H199ZM204 148V145H203ZM209 148V147H208ZM232 148V145H231ZM238 148V146H237ZM248 148V149H249ZM255 148V147H254ZM253 148V150H254ZM29 149V148H28ZM117 149V148H116ZM198 149V148H197ZM213 149V147L211 148ZM224 149V148H223ZM227 149V148H226ZM236 149V148H235ZM247 149V148H246ZM247 149V150H248ZM256 149V148H255ZM15 150V149H12ZM11 150V151H12ZM22 150V149H21ZM118 150V149H117ZM121 150V149H120ZM199 150V149H198ZM197 150V151H198ZM209 150V149H208ZM215 150L217 151L218 149L215 148ZM222 150V149H221ZM228 150V149H227ZM233 150V149H232ZM241 151H243L242 149H239ZM257 150V149H256ZM19 151V150H18ZM23 151V150H22ZM189 151V150H188ZM193 151V150H191ZM211 151V150H210ZM234 151V150H233ZM232 151V152H233ZM237 151V150H236ZM252 151V150H251ZM259 153V150H257ZM13 152V151H12ZM21 152V151H20ZM28 152V151H27ZM84 152V151H83ZM120 152V151H119ZM161 152V151H160ZM177 154V151H174ZM179 152V151H178ZM201 152V150H200ZM199 152V153H200ZM29 153V152H28ZM185 153L187 154L186 150ZM192 153V152H191ZM197 153V152H196ZM241 153V152H239ZM251 153V152H250ZM253 153V152H252ZM251 153V154H252ZM1 154V153H0ZM13 154V153H12ZM21 154V153H20ZM24 154V153H22ZM120 155V153H118ZM164 154H166L164 152ZM179 154H181L179 152ZM178 154V155H179ZM182 154L183 151H182ZM195 153H193L192 155H194ZM207 154V153H206ZM250 154V155H251ZM256 154V153H255ZM16 155V153H15ZM28 155V154H27ZM188 155V154H187ZM205 155V154H204ZM233 155V154H232ZM242 155V154H241ZM245 155V154H244ZM258 156H252L255 159L261 158L264 160V154H261V151L259 154H256ZM1 156H5L3 154H1ZM0 156V157H1ZM183 156V155H182ZM180 155V157H182ZM185 156V154H184ZM201 156V155H200ZM252 156L248 159V161H254V159L252 158ZM17 157V156H16ZM167 157V155H166ZM171 157V156H170ZM179 157V159H180ZM199 157V156H198ZM202 157L203 156V152H202ZM2 158V157H1ZM7 157H4V161L7 163ZM9 158V159H10ZM19 158V157H18ZM114 158V156H113ZM121 158V157H120ZM169 158V157H168ZM184 158V157H183ZM201 158V157H200ZM206 158V157H204ZM235 158V157H234ZM238 158V157H237ZM13 159V158H12ZM16 158L13 159V161ZM112 159V158H111ZM178 159V160H179ZM196 159V158H195ZM113 160V159H112ZM111 160V161H112ZM167 160V159H165ZM169 160H171L169 158ZM182 160V159H181ZM184 160V159H183ZM203 160V158H202ZM260 160V159H259ZM257 160V161H259ZM2 162V159L0 160ZM19 161V159L17 160ZM17 161H15V164L17 163ZM117 161H119V158L117 159ZM188 161V160H187ZM199 161V160H197ZM195 164H193L194 166H196V162ZM205 161V160H204ZM247 161V159L245 160ZM247 161V162H248ZM0 162V163H1ZM3 162V165L4 163ZM11 162V161H10ZM26 162V161H25ZM115 162V161H114ZM172 162V161H171ZM181 162V161H180ZM189 162V161H188ZM193 162V161H192ZM190 162V163H192ZM240 162V160H239ZM238 162V163H239ZM261 162V160H260ZM118 163V162H116ZM178 163V162H177ZM203 163V162H202ZM201 163V164H202ZM237 163V164H238ZM241 163V162H240ZM246 163V162H244ZM253 163V162H252ZM255 163V162H254ZM264 163V162H263ZM8 164V163H7ZM19 164V163H18ZM236 164V163H235ZM247 164V163H246ZM245 164V165H246ZM249 164V163H248ZM258 164V163H257ZM255 163V165H257ZM2 165V164H1ZM14 165V163L12 164ZM86 165V167H87ZM206 165V164H205ZM240 165V164H238ZM244 165V167H246ZM251 165V164H250ZM8 165H4L2 166L4 169L6 170L8 169L11 165L9 163V167L7 168ZM193 166V167H194ZM201 166V165H200ZM258 166V165H257ZM255 166V167H257ZM18 167V166H17ZM23 167V166H22ZM192 166H189V168ZM192 167V168H193ZM248 167V166H247ZM246 167V168H247ZM254 167V168H255ZM263 167V165H262ZM12 168V167H10ZM26 168V165H25ZM89 168V167H88ZM101 168V167H100ZM99 168V169H100ZM188 168V167H187ZM188 168V169H189ZM203 168V167H202ZM243 168V167H242ZM241 168V169H242ZM245 168V170H246ZM250 168V167H249ZM260 168V167H259ZM0 169H2L0 167ZM16 169V167H15ZM92 169V168H91ZM110 169V170H111ZM119 169V168H118ZM201 169V168H199ZM207 170V168H205ZM263 169V168H262ZM13 170V168H12ZM103 170V168H102ZM120 170V169H119ZM198 170V169H197ZM213 170V168H212ZM260 170V169H259ZM259 170L257 172H259ZM7 171V170H6ZM15 171V170H14ZM96 172V170H94ZM106 171V172H107ZM204 171V170H203ZM211 171V170H209ZM208 171V172H209ZM12 172V171H10ZM21 172V171H20ZM101 172V171H100ZM99 172V173H100ZM110 172V171H109ZM216 172V171H215ZM237 172V171H236ZM263 172V171H262ZM84 173V172H83ZM92 173V172H89ZM113 173V174H114ZM202 173V172H201ZM214 173V171H213ZM242 173H244L242 171ZM5 174V172H4ZM7 174V173H6ZM5 174V175H6ZM86 174V173H84ZM101 174V173H100ZM104 174V172H103ZM103 174H101L103 176ZM121 174V173H120ZM239 174V173H238ZM236 174V176L238 175ZM263 174V173H262ZM13 175V174H12ZM73 175V174H72ZM88 175V174H87ZM91 175V174H90ZM95 174H93L94 176ZM98 175V173H97ZM95 176V178L93 180H91L90 185H92L91 188V192L93 191V195L95 196L96 193L98 194L99 191H101L100 193H103V190L106 188L105 187V182L103 179L99 178L98 176ZM107 175V174H104ZM111 175V174H109ZM203 175V174H202ZM206 175V174H205ZM235 175V174H234ZM83 176V175H82ZM114 176V175H113ZM112 176V177H113ZM207 176V175H206ZM219 176V175H218ZM248 176V175H247ZM71 177V176H70ZM87 177V176H86ZM111 177V176H110ZM209 178V176H207ZM211 177V176H210ZM213 177H215L213 175ZM212 177V178H213ZM241 176L239 175L238 180H240ZM255 177V176H254ZM264 177V175H263ZM262 177V178H263ZM92 178V177H91ZM103 178V177H102ZM198 178V177H197ZM206 178V177H205ZM217 178V176H216ZM259 178V174L258 177ZM84 179V178H83ZM111 179V178H109ZM116 179V177H115ZM170 179V178H169ZM204 179V178H203ZM211 179V178H210ZM2 180V179H0ZM7 180V179H6ZM87 180V179H84ZM106 180V179H105ZM215 180V179H212ZM247 180V179H246ZM245 180V181H246ZM252 180V178H251ZM264 180V179H262ZM109 181V180H108ZM113 181V180H112ZM118 181V180H117ZM241 181V180H240ZM239 181V182H240ZM4 182V181H3ZM2 181H0V183H3ZM85 182V181H84ZM87 182V183H88ZM116 182V181H115ZM236 182V179L235 181ZM238 182V181H237ZM253 182V181H251ZM5 183V182H4ZM109 183V182H108ZM202 183V181L200 182ZM199 183V184H200ZM209 183V182H207ZM8 184V183H7ZM86 184V183H85ZM99 184V185H98ZM116 184V183H115ZM243 184V183H241ZM260 184V182H259ZM6 185V184H5ZM9 185V184H8ZM13 185V184H12ZM19 185V184H18ZM110 185V184H108ZM114 185V184H113ZM147 185V184H146ZM223 185V184H222ZM231 185V183H230ZM252 185V184H251ZM262 185H263V181H262ZM4 186V185H2ZM89 186V185H87ZM112 186V183H111ZM153 186V185H152ZM221 186V185H220ZM219 186V187H220ZM234 186V184L232 185ZM257 186V185H255ZM260 186V185H259ZM5 187V186H4ZM97 187H99V189L95 190ZM105 187V188H104ZM114 187V186H113ZM227 187V186H226ZM231 187V186H230ZM11 188V187H9ZM7 189L8 191L10 189ZM23 188V187H22ZM109 188V187H107ZM151 188V187H150ZM213 188V187H212ZM216 188V187H215ZM218 188V187H217ZM257 188V187H256ZM262 188V186L260 187V189ZM90 189V188H89ZM164 190H159L157 189V191H155L154 193V197H153V202L152 204H150L151 206V212L148 211V213L150 212L152 214V216H157L159 219V217H162V223L163 224H168L169 225V231L171 232L170 237L167 239L168 242H166V247L165 249L169 252V256L170 257H175L177 254L176 250V254L174 255L171 251V249L176 245H173V239L172 236H174V239L177 241H185V242H190L193 240V242H191L190 247L192 250V255H194V257L199 256V261L200 264H228L227 262V258H231L233 259V262L231 264H260V261L263 260L264 258V250H261V248L258 247V250H255V253L253 252H244L245 249H250L254 244H256V239H259V242L262 241V238H258L255 233V229L257 228V225L259 226L261 224V222H264V191L263 193H261L259 190H255V191H250L248 193L242 194V198L239 197V195L237 194V196H233L231 198H226L224 194L221 195V193L217 190L212 191L213 189H209V188H205L204 187H200L197 185V187L195 186H191L190 188H187L186 186H177V185H172L170 187H164ZM224 189V188H223ZM230 189V188H229ZM236 189V188H235ZM248 189V188H247ZM251 189V187H250ZM264 189V188H263ZM6 189L3 190V194L4 191ZM7 190L5 192H7ZM22 190V189H21ZM86 190V187H85ZM106 190V189H105ZM114 190V189H113ZM112 190V191H113ZM159 190V191H158ZM222 190V189H221ZM233 190V189H232ZM246 190V189H245ZM262 190V189H261ZM2 191V190H1ZM15 191V190H14ZM13 191V192H14ZM114 191H117L116 188ZM152 191V189H151ZM226 191V190H225ZM228 191V190H227ZM226 191V192H227ZM237 191V190H236ZM239 191H243L242 188L240 189L239 187ZM20 192V191H18ZM17 192V193H18ZM89 192V191H88ZM108 192V189L107 191ZM149 192V190H148ZM154 192V190H153ZM232 192V191H231ZM245 192V191H244ZM117 193V192H116ZM115 193V194H116ZM235 193V192H234ZM233 193V194H234ZM237 193V192H236ZM235 193V194H236ZM15 194V193H14ZM105 194V193H104ZM102 194V195H104ZM107 194V193H106ZM152 194V192H151ZM232 194V195H233ZM11 195V194H10ZM8 195V196H10ZM25 195V194H24ZM100 194H98L97 196H99ZM153 195V194H152ZM152 195H150L152 197ZM230 195V194H229ZM21 196V195H20ZM76 196V195H75ZM74 196V197H75ZM96 196V197H97ZM149 196L148 199H150L151 197ZM228 196V195H227ZM29 197V196H28ZM109 198L111 196H108ZM121 197V196H120ZM145 197V196H144ZM22 198V197H21ZM94 198V197H93ZM1 199V198H0ZM6 199V198H4ZM24 199V198H22ZM19 199L17 196H13L11 195L9 198L6 199V201L0 204L2 207V211H0V234H2L1 236L5 237L6 242L8 243V252L11 253L13 256L17 259H21V258H26L28 257V251L26 252L27 247L34 243V242H39L41 241V239L43 238L42 236V227L39 226L37 224V222L35 221L36 217H34L35 219L33 220V218L30 216V213L33 212V209H35V207H32L30 204L28 203L29 201H26L25 199L22 200ZM27 199V198H26ZM33 199V198H30ZM97 200V198H95ZM107 199V198H105ZM113 199V198H112ZM117 198H115L116 200ZM123 199V198H122ZM254 199V200H252ZM3 200V199H2ZM78 200V199H77ZM84 200V199H83ZM111 200V199H110ZM112 201V200H111ZM117 201V200H116ZM251 201H256L255 203H251ZM114 202V201H113ZM150 202V200L148 201ZM112 203V202H111ZM258 203H261V205H257ZM76 204V202L74 203ZM80 204V203H79ZM95 204V203H94ZM108 204V203H107ZM147 204V202L145 203ZM33 205V204H32ZM77 205V204H76ZM84 205V204H83ZM88 205V204H87ZM113 205V204H112ZM148 205V204H147ZM95 206V205H94ZM97 206V205H96ZM106 206V205H105ZM109 206V205H108ZM93 207V206H92ZM98 207V206H97ZM111 207V206H110ZM74 208V207H73ZM80 208V207H79ZM82 208V207H81ZM84 208V207H83ZM150 208V207H149ZM224 208V209H222ZM41 209V208H40ZM72 209V208H71ZM78 209L75 208V210ZM87 209V208H86ZM100 209V208H98ZM102 209V207H101ZM106 210V208H103ZM222 209V210H221ZM1 210V208H0ZM80 210V209H79ZM113 210V209H112ZM143 210V209H142ZM148 210V209H147ZM146 210V211H147ZM221 210V211H220ZM72 211V210H71ZM101 211V210H100ZM99 211V212H100ZM111 211V210H110ZM107 214H109V212ZM41 212V211H39ZM38 212V214H39ZM44 212V211H43ZM121 212V211H120ZM220 212V213H219ZM79 212H77L78 215ZM81 214H83V216L85 215L87 218L86 220L83 222L82 224V229L83 233L87 234L86 236H82L83 240H77V242H79L78 244L76 243V245H69L67 244V242H61L60 243H56L53 242L55 245L52 248H48L46 250V253H48V261L46 264H132V259H129L130 261H128L129 263H125V260L122 258L121 254H117V252L115 251V249H113V247H115V244L113 242L116 243V241L114 240L115 238V232L112 231L111 226L108 227L107 226V222L109 221L108 216L104 217L105 214H102L101 217L97 216V215H90L89 213H87L86 211L82 210L80 211ZM145 213V212H144ZM147 213V212H146ZM32 216L35 214L31 213ZM80 214V215H81ZM95 214V212H94ZM111 214V213H110ZM109 214V215H110ZM114 214V213H113ZM76 215V214H75ZM100 215V214H99ZM112 215V214H111ZM125 215V214H124ZM148 215V214H147ZM122 216V215H121ZM153 216V217H154ZM45 217V216H44ZM111 217V216H109ZM113 217V216H112ZM111 217V218H112ZM151 217V216H150ZM42 218V217H41ZM40 218V219H41ZM75 218V217H74ZM85 218V217H84ZM121 218V217H120ZM155 218V217H154ZM161 218V219H162ZM38 219V218H37ZM73 219V218H72ZM123 219V218H122ZM156 219V218H155ZM212 219V220H211ZM80 220V217H79ZM82 220V219H81ZM84 220V219H83ZM112 220V219H111ZM38 221V220H37ZM157 221V220H155ZM159 221V220H158ZM157 221V222H158ZM161 221V220H160ZM80 222V221H79ZM78 222V224H79ZM110 222V221H109ZM260 224H259V223ZM43 223V222H42ZM77 223V222H76ZM153 223V222H152ZM244 223H246V226L248 227L247 229H242L241 227L244 225ZM258 223V224H257ZM40 224V223H39ZM154 224H156L154 222ZM162 224V229L164 228ZM228 224L229 226V230L225 228V226ZM42 225V224H41ZM71 225V224H70ZM111 225V224H110ZM151 225V224H150ZM239 225V226H238ZM47 226V225H46ZM76 226V225H73ZM117 226V225H116ZM153 226V225H152ZM160 227V225H158ZM155 227L156 228H158ZM167 226V225H166ZM245 226V228H246ZM78 227V226H76ZM113 227V226H112ZM120 227V226H118ZM125 227V226H124ZM207 227V228H206ZM220 227H223V229H220ZM116 228V227H115ZM122 228V227H121ZM161 228V227H160ZM159 228V229H160ZM166 228V227H165ZM264 228V226H263ZM49 229V228H48ZM75 229V228H74ZM73 229V230H74ZM118 229V228H117ZM120 229V228H119ZM214 229V231H213ZM224 229L228 230L226 233L224 232ZM259 229V228H258ZM257 229V230H258ZM77 230V229H76ZM256 230V232H257ZM46 231V230H45ZM79 231V229H78ZM123 231V230H122ZM157 231V230H156ZM159 231V230H158ZM213 231V232H212ZM264 231V230H263ZM49 232V231H48ZM81 233V231H79ZM117 232V231H116ZM161 232V231H160ZM163 232V231H162ZM252 232V233H251ZM120 233V231H119ZM122 233V232H121ZM262 233V232H261ZM44 234V233H43ZM117 234V233H116ZM263 234V233H262ZM47 235V234H46ZM83 235V234H82ZM99 235V236H98ZM118 235V234H117ZM125 235V234H124ZM159 235V234H157ZM47 237V236H46ZM123 237V236H122ZM53 238V237H52ZM62 238V237H61ZM125 238V236H124ZM127 238V237H126ZM54 239V238H53ZM136 239V238H135ZM153 239V238H152ZM43 240V239H42ZM49 241V239H46ZM56 240V239H55ZM67 240V239H65ZM72 240V238H71ZM119 240V239H118ZM125 240V239H124ZM123 240V241H124ZM44 241V240H43ZM54 241V240H53ZM58 241V240H57ZM75 241V240H73ZM122 241V239H121ZM129 241V240H128ZM159 241V240H158ZM174 241V242H176ZM81 242V243H80ZM119 242V241H118ZM133 242V241H132ZM156 242V241H155ZM6 243V244H7ZM69 243V242H68ZM121 243V242H120ZM125 243V242H124ZM129 243V242H128ZM134 243V242H133ZM138 243V242H137ZM263 243V241H262ZM39 244V243H38ZM75 244V243H74ZM210 244V245H209ZM33 245V244H32ZM40 245V244H39ZM48 245V244H47ZM119 246H121L120 244H118ZM123 245V244H122ZM128 245V244H125ZM136 245V243L134 244ZM133 245V246H134ZM160 245V244H159ZM187 245V244H186ZM185 245V246H186ZM264 245V243H263ZM34 246V245H33ZM42 246V245H41ZM49 246V245H48ZM163 246V244H162ZM259 246V245H258ZM5 247V248H6ZM50 247V246H49ZM122 247V246H121ZM131 247V246H130ZM137 247V246H136ZM149 247V246H148ZM181 247V246H180ZM179 247V248H180ZM255 247V246H253ZM264 247V246H263ZM33 248V247H32ZM135 248V247H134ZM141 248V247H140ZM164 248V247H162ZM178 248V246H177ZM183 248V247H182ZM188 248V247H187ZM186 248V249H187ZM118 249V248H116ZM122 249V248H121ZM181 249V248H180ZM184 249V248H183ZM182 249V250H183ZM264 249V248H263ZM119 251L120 248L118 249ZM134 250V249H133ZM181 250V251H182ZM251 250V249H250ZM249 250V251H250ZM252 250V251H253ZM137 251V250H136ZM38 252V251H37ZM42 252V250H41ZM141 252V251H140ZM187 252V251H186ZM154 253V252H153ZM166 253V251H165ZM30 254V252H29ZM138 254V253H137ZM140 254V253H139ZM138 254V255H139ZM142 254V253H141ZM183 254V253H182ZM185 254V253H184ZM183 254V255H184ZM189 254V251H188ZM9 255V254H8ZM47 255V254H46ZM163 255V254H162ZM181 255V254H180ZM32 256V255H31ZM136 256V255H135ZM150 256V254H149ZM152 256V255H151ZM150 256V257H151ZM154 256V254H153ZM168 256V258H169ZM186 256V254L184 255ZM188 256V255H187ZM127 257V256H126ZM129 257V254H128ZM149 257V258H150ZM162 256H158L157 259H163L161 258ZM14 258V259H15ZM125 258V257H124ZM146 258V257H145ZM166 259L164 261H162L161 263L159 262H154L155 264H176L173 263V261H175L173 259ZM196 258V259H197ZM30 261L32 258H29ZM138 259V257H137ZM140 259V258H139ZM178 259V258H177ZM181 259V258H180ZM179 259V260H180ZM183 259V258H182ZM185 259V257H184ZM189 259V258H188ZM191 259V257H190ZM23 260V259H22ZM26 260V259H25ZM28 260V259H27ZM135 260V259H134ZM146 259H144L145 261ZM150 260V259H149ZM158 260V261H159ZM193 260V259H191ZM16 261V259H15ZM20 261V260H19ZM40 261V260H39ZM177 261V260H176ZM181 261V260H180ZM190 261V260H189ZM196 261V260H195ZM226 261V262H225ZM229 261V259H228ZM18 262V260H17ZM23 262H25L23 260ZM27 262V261H26ZM127 262V260H126ZM151 261H148V263L146 262H137L134 264H152L150 263ZM183 262V261H182ZM181 262V264H182ZM191 262V261H190ZM231 262V261H230ZM229 262V263H230ZM264 262V260H263ZM1 263V262H0ZM12 263V262H11ZM16 263V262H15ZM34 263V262H31ZM39 263V262H38ZM185 263V262H184ZM262 263V261H261ZM2 264V263H1ZM180 264V263H179Z\"/></svg>",
    "mask_w": 264,
    "mask_h": 264
}]
</instances>
